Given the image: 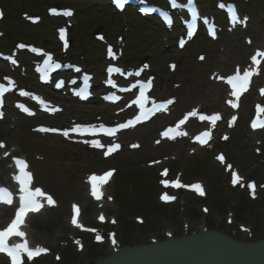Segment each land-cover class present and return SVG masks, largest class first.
I'll list each match as a JSON object with an SVG mask.
<instances>
[{
    "label": "rangeland",
    "instance_id": "1",
    "mask_svg": "<svg viewBox=\"0 0 264 264\" xmlns=\"http://www.w3.org/2000/svg\"><path fill=\"white\" fill-rule=\"evenodd\" d=\"M3 1L4 3L5 2L7 3V6L12 4L15 6H19L23 9H29V11L33 9L30 8L28 5H33V4L39 5L40 12H42L44 11L46 6L54 4L56 2H62L63 0H8L10 3L7 0H3ZM255 1L256 2L254 9L256 10L257 13V15L255 16L259 17L258 13L264 12V0H255ZM21 11H17V13L20 14ZM252 12L254 13V10H252ZM78 15L76 18V26L73 30V37L77 36V39L79 38V34H82L84 36L86 35V38L89 39L92 36L94 29L98 28V26L101 25L103 28H108L109 25L118 22L117 30L113 34H116L117 32H121L127 36V40H128V36L130 38L132 32L136 33L137 30L144 29L143 25H145L140 20L137 19H131V21H129L127 25L126 24L124 25L117 19L112 21L111 20L112 15L110 12L104 14V16L102 17L97 15L94 17L88 13L86 14L85 17L84 15H79V16ZM256 22L264 23L260 17L256 20ZM134 26L135 28H132ZM27 32L28 31H24V30L22 32L20 31L21 37L26 38L28 40H34L37 43L42 42V39L32 38L34 36L29 35V33H33V32L31 31H29V33ZM155 37L157 38V35H155ZM128 43L129 44L131 43L130 39L128 40ZM134 44L135 45L133 47L131 45H128V47L131 48L134 52L140 53L141 56H143V54H145L146 52L153 53L155 69L159 73V76L161 75L164 76V79L167 81V83L170 84V82L176 78L177 80L184 81L185 86L189 85L190 88H193L196 84L200 82V80H197L195 82V80L192 79L191 77V75L195 72V70L199 68L195 63V56H193L195 53H197L198 50L195 51L194 53L189 50L187 53H185L186 54L185 55L184 53L177 51L167 52L163 50L161 45H157V46L154 45L151 46L150 48H147L145 47V44H147V40L138 39V41H136ZM236 47L239 48L238 50L240 51V53L242 52L241 51L242 43L237 42L235 43L234 46V43L232 42L230 44V47L227 48V52L230 53L233 51L230 58L233 57V55L237 54L234 51ZM132 50L131 52H133ZM92 52H93V47L90 46L89 55H91V57H92ZM161 58L164 59L174 58L180 60L181 67L179 68V71L175 75H170L167 72V68L165 67L166 66L165 62L161 61ZM201 84H203V82H201ZM209 92H207V90H202V92L200 93H196V94L191 93L190 100L196 101V100L204 99L207 101L209 105L208 107L211 110L221 108L220 100L218 99V97L212 98L208 96ZM186 98L187 97L183 99V104L187 102ZM248 101H250L249 98H247V102ZM245 105H246V101H245ZM9 125L10 124L8 122L4 124H0V137L9 141V144H12L15 142L14 141L15 135H17L18 133L16 134L13 131H9L8 129ZM18 137L20 141L25 142L23 143V147L25 146L30 157H32V159L35 160V167L37 169L39 175L38 177L41 183H44L50 190H52L61 201V206L60 208H58V210L48 212L41 217H36L33 219V237H35L37 242L39 241L40 243L53 246L56 248L55 250L58 249L59 251L63 252L64 260L58 263L54 261L53 257H49V258L41 259L37 261L35 264H89L92 261H94L96 257L104 256L105 253L107 252V249L98 246L96 250L88 249L85 250L82 254H79L73 249H69L64 252L62 251V249L58 248L57 245L55 244V242L64 239L63 236H65L68 231L66 225V218L69 215V203L73 200L82 201L84 203L87 202L84 185L82 180L80 179L81 173H83L86 170H92L94 168L101 170L111 165H115L116 167H119V173L121 171L144 170V165L147 161L146 160L147 157H145V154L142 152L137 155H132L128 159L125 158L127 154H124L123 155L124 160H120L119 158V161H117L116 163L104 164V165L100 164V162L99 164H97L98 160L97 158H94L93 160L94 162L92 164L87 165V162L85 160H88V158H90L91 156L89 154L82 153L80 154V156L83 158V160L79 164H75L73 168H68L67 170H63L57 168L58 164L62 160L65 161V159H68L66 157V154L71 155V159L73 158V156L79 155V152L77 150H74L75 148L73 147L70 148L66 145H61L56 142H49L46 140H40L37 138L36 140H32V141L29 140L31 144H28L27 143V140L29 139L28 135L22 133ZM258 138L261 139L262 136H259ZM219 147L221 149L226 150L227 155L233 160L235 165L239 166L248 175V177L256 178L255 176H257L259 182L264 180V167H260L259 170L256 171L258 156H256L253 152L254 143L248 140L247 130L245 129V125L243 121L239 123V126L237 127L232 140L226 145L219 144ZM172 150L173 148H170L167 152L157 153L154 154V156H150V157L152 158L157 156L161 157L163 155L172 153L174 151ZM176 151L180 153V156L177 160V163H175V165L176 167L178 165L179 167H184L185 169L184 177L187 180H194L197 178H203L204 180H206L209 188L210 200L208 201V205L211 209V213L220 214L225 209L222 215H216L215 217L212 214L211 218L214 221V223H216L215 224L216 226H218L219 228L225 227V230L229 232L225 226L226 223H224V217L226 213L231 209L234 210L236 209L235 211H237L236 214L237 217L240 203L243 201L248 202L247 197L243 193H240L238 191H232L229 188L228 177L224 174L223 170L214 161L213 158L214 152L209 153L205 151H199L196 155L190 156L189 147H185L183 149H177ZM38 153L42 154L43 156H45V154L50 156L47 158H50V160H52V164L48 162L46 156L44 161H37L35 159V155ZM143 157H145L146 159ZM194 162H199L201 164L202 171L200 172L199 175L194 174L188 177L187 172L188 170L191 169ZM53 165L55 166L54 168L52 167ZM176 167L173 170V174L176 170L180 169L179 167L176 169ZM71 169L73 171H71ZM120 176L121 174H119L118 177ZM150 178H151V185H148L147 188L146 186H142V187L140 186L141 187L140 192L137 191V188L135 187L133 188L132 192L134 191L135 195L137 196H134L128 191L126 182L122 183L119 186V191L117 195L118 204L121 208L120 218L123 222H125V218H127L131 214H135V215L143 214L147 219V225L142 229H140L139 231V238L141 239L146 234L149 233L160 235V230L162 235L163 229L165 228L164 227L162 228L163 223L161 221H156V220H158L162 216H163L162 219H166V220L168 219L170 220L171 218L169 214H166V211L164 209H161L155 205V203L156 204L159 203L157 199L158 188L156 185V176L155 177L153 176V178L150 176ZM116 186L117 185L111 187V192L113 191V189H116ZM146 189L151 191L152 199L147 196ZM261 194H263L262 196L264 198V191L261 192ZM186 198H190V196L188 195L186 196ZM227 199H228L227 202L228 205L225 208L226 202L224 201ZM230 200L236 201L237 206L234 205L232 206V204L230 205L229 203ZM261 203L264 209V200H263L262 202L260 201L258 205H255L254 210L248 209L246 211V214L243 216V219H241V221L239 222H245L254 225L255 228H257L256 229L257 232H260L261 236H263L261 232H263L262 228L264 227V211L260 214L258 213L259 210L256 208V206L259 205L261 206ZM94 207H89V205L87 206V210H90L88 211L89 214L87 215L88 219L91 218L90 214L92 213L94 214V212L96 211ZM92 208H94L93 211H91ZM174 208L177 210L176 206H174ZM195 208H197L196 202L192 200L189 203V210ZM108 212L112 213L114 211L109 210ZM137 213H141V214H137ZM135 215H132L131 217ZM179 215L180 214H178L177 216L178 222H179ZM154 218L156 222L154 221ZM218 218H222L223 222L219 223L217 221ZM193 221H194L192 223L193 227L200 229L203 226L202 224H205V216L201 215V217L199 218L194 217ZM207 221H208L207 223H209V218L207 219ZM131 223H125L124 225L123 234L125 237L124 241L126 243H129L132 239H134L136 235V231L134 228H132ZM172 225L175 228L177 227V222L174 217L172 220ZM34 228L37 229V231H35ZM177 233L178 234L182 233V228H180V223H178ZM148 237L150 236L147 235L144 241H146ZM138 240L139 239H136L135 241ZM88 242L90 243V241Z\"/></svg>",
    "mask_w": 264,
    "mask_h": 264
},
{
    "label": "snow or ice",
    "instance_id": "2",
    "mask_svg": "<svg viewBox=\"0 0 264 264\" xmlns=\"http://www.w3.org/2000/svg\"><path fill=\"white\" fill-rule=\"evenodd\" d=\"M171 4L174 7H188L191 8L193 11L194 18L197 16L196 12V6L194 3V0H187L186 5H177V0H171ZM125 5V0H117V7L123 8ZM221 8L225 7L223 3L219 5ZM53 14L56 15H66L71 16V11H57L55 9L51 10ZM3 13L0 12V18H2ZM38 19V18H35ZM165 20L168 22L169 25L173 23V20L169 18L167 15L165 16ZM205 24L208 25V33L212 38L216 37V25L214 22L210 20H205ZM240 21L238 18L233 15V24L239 23ZM193 26H189V30L187 31V36L189 39L195 34L192 30ZM2 35V34H0ZM60 38L64 41V50L67 51L68 48V41L65 38V30H60ZM100 39H103V37H99ZM187 41L181 40L179 46L183 48ZM19 48H25L26 46L24 44L18 45ZM32 52L41 53L45 58L43 60L42 65L38 67V71L41 73V79L44 81H48L50 78V74L54 72L56 69H60L61 67H64L65 65H62L61 63L57 62L53 59V56L47 52H41V50L32 48ZM108 55L113 59H117L116 54L113 52V49L111 46L108 48ZM258 58H264V52H257L255 56L252 57V63L253 65L259 66L261 60ZM8 59L11 61L12 64H16L17 61L13 57H8ZM201 60L204 59V57H200ZM67 67L73 68L75 72L80 73L82 70L79 67L73 66V65H67ZM149 65L144 64L142 68H140L138 71L135 72H127L125 73L123 69L120 67H113L110 66L107 69L108 73V79L106 80V84L110 85L112 88H117L116 81L112 78L114 73H118L121 76H135L139 77L141 73L144 71V69L148 68ZM173 69L175 68V65L171 66ZM257 67H250L248 70L244 71L243 74H241L240 69L237 68L235 75L228 78L227 83L231 85L233 91L232 95L235 97H239L240 94L247 90L251 77L254 74H257ZM84 87L81 88L76 94L80 96L82 99H87L90 95L89 92V81L92 79L90 75L87 73H84L82 76ZM154 78H149L147 82L143 81H137L136 83H133L130 88H119L120 92H130L132 89L137 88L139 85V95L136 99L132 100L126 107H131L133 104H135L139 108V113L134 116L133 119L128 120L126 123L119 124L116 127H107L103 124L100 125H73L71 128L68 129H58V128H46L41 127L37 129V131L45 132V133H59L63 135L64 137H70L72 134H76L80 137L85 136H91V137H98V136H115L117 132H119L121 129L134 127L136 124L141 123L142 121H145L149 119L152 115H154L158 111H167V106L169 104L174 103L173 100H168L167 102L163 103H157L154 99H151L147 92L152 87V80ZM70 83L75 84L76 80L73 79L70 81ZM57 88H61L64 86V81H59L55 85ZM12 87H15L14 82H10L9 87H5V85L0 84V109L4 106V94L8 91H11ZM262 94H264V90H262ZM19 95L21 96H29L33 100H36L45 111L49 112H57L60 109L49 106L43 99H41L39 96L34 95L33 93L21 90L19 92ZM105 100L111 101L113 103L118 102L121 97L116 95L114 92L106 95L104 97ZM151 101V106L149 107V102ZM229 103H232L229 101ZM233 107H236V104H232ZM17 107L20 108L23 112L27 113L30 116H34L35 113L31 111L28 107H26L24 104H17ZM120 111H124L123 108L120 109ZM258 112H264V108H259L258 106ZM190 116H195L196 112L193 111L192 113H189ZM4 112L0 111V118H3ZM187 119V116L185 117ZM201 120L210 119L212 121H215L219 119V116H200ZM235 119V118H233ZM185 121L181 120L179 124H183ZM179 124L177 125V128H179ZM261 127H264V123H261ZM257 127V123L253 122V128ZM174 130L172 128H168L165 132L162 133L163 136L168 137L169 133L173 132ZM205 136L208 135V133H204ZM175 138L174 136L172 137ZM197 139H200V137H197ZM227 139V137H225ZM85 144H89L90 146L94 148H106L105 155L110 154L120 148V144L114 143L112 145H105L100 142L99 139H84L82 141ZM159 142V141H157ZM4 145L0 144V148H3ZM7 155V153H5ZM219 159L223 160V156L219 157ZM15 165L18 168L19 174L15 177V179L20 184V206L18 210L16 211L15 218L11 221V223L2 231H0V253H5L10 259L11 264H24L23 257L27 256L29 260L37 256L38 254L47 251L43 248H37V249H31L28 246V242L26 239L23 240L22 243H15L10 244L9 240L12 237H18V238H24L26 236V233L22 231V225L25 222L26 216L31 212H39L42 205L40 203L41 199H47L49 204H54L52 197L50 195H47L45 192H43L40 188H33L31 187L32 183V174L31 172L27 171L28 165L25 160L16 158L14 160ZM111 172L107 173L105 176H92L91 177V183L93 185V195L96 197L100 196V192L97 190V186L100 183H103L107 176H110ZM236 179H239L238 177ZM236 181L234 180V183ZM164 183H167L166 181ZM178 186V185H177ZM250 187L254 188L255 185H251ZM196 190H200V186H195ZM12 194L8 192L7 189H0V202L11 204ZM163 199L170 200L173 199L169 196H164ZM78 211V210H77ZM103 219V217H101ZM73 223H76L75 219L73 220ZM79 226V225H78ZM101 237L97 236V240H100ZM79 243V241H77ZM113 243H115V240H113Z\"/></svg>",
    "mask_w": 264,
    "mask_h": 264
},
{
    "label": "water",
    "instance_id": "3",
    "mask_svg": "<svg viewBox=\"0 0 264 264\" xmlns=\"http://www.w3.org/2000/svg\"><path fill=\"white\" fill-rule=\"evenodd\" d=\"M99 264H264V240L244 244L209 231L125 248Z\"/></svg>",
    "mask_w": 264,
    "mask_h": 264
},
{
    "label": "bare ground",
    "instance_id": "4",
    "mask_svg": "<svg viewBox=\"0 0 264 264\" xmlns=\"http://www.w3.org/2000/svg\"><path fill=\"white\" fill-rule=\"evenodd\" d=\"M85 207H86V205H85ZM103 216H105L106 217V215L105 214H102ZM84 219H85V216H84ZM145 224V223H144ZM36 243V242H35Z\"/></svg>",
    "mask_w": 264,
    "mask_h": 264
}]
</instances>
